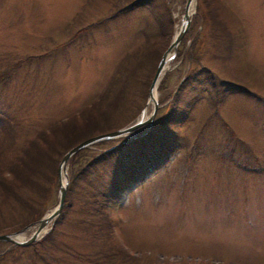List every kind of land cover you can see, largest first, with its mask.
I'll return each instance as SVG.
<instances>
[{
  "label": "rangeland",
  "instance_id": "obj_1",
  "mask_svg": "<svg viewBox=\"0 0 264 264\" xmlns=\"http://www.w3.org/2000/svg\"><path fill=\"white\" fill-rule=\"evenodd\" d=\"M185 1L0 0V169L38 134L64 150L46 132L68 116L79 115L81 128L94 123L85 135L146 120L150 83ZM210 3L189 4L188 26L154 88L151 122L113 139L121 145L158 125L175 145L167 160L123 182L100 213L70 210L27 248L0 241V264H264V0ZM236 139L248 147L239 151ZM63 154L42 215L56 204ZM24 218L0 195V234ZM51 228L53 244L40 245Z\"/></svg>",
  "mask_w": 264,
  "mask_h": 264
},
{
  "label": "trees",
  "instance_id": "obj_2",
  "mask_svg": "<svg viewBox=\"0 0 264 264\" xmlns=\"http://www.w3.org/2000/svg\"><path fill=\"white\" fill-rule=\"evenodd\" d=\"M204 2L211 4V0H204ZM213 10L214 8L210 7L208 12L212 13ZM157 20L159 21V19ZM170 30L168 29L167 32L162 30L161 34L163 33V36L170 37ZM146 47V52L143 51V55L149 60L150 57L147 53L150 52ZM139 52L140 50L138 49V56ZM119 70V66H116L111 74L112 76L107 81L105 90L102 91L96 101H101L106 96L107 89ZM4 81L5 78L2 76L0 84ZM230 87L232 89H241L240 86L233 84ZM79 119V115H71L64 120L53 122L49 125L46 133L55 134L64 150L54 146V143H50L51 140L49 139L45 137L42 139L38 134V137L36 136V138L27 141L19 149L13 158L8 161L4 170L0 169V195L3 199L7 200L10 198L17 204L22 211V216L25 217L9 228L10 231H16L32 224L41 217L43 212L39 207L54 191V183H56L54 180L56 177L55 167L61 154L88 137L112 130L105 129L85 135L86 132L92 130L90 126L94 123L86 121L81 128ZM0 121L3 120L0 119ZM158 128V125L153 126L144 134L134 137L121 145L119 140L111 139L92 144V146H102L105 143L114 144L117 142L115 144H119L116 147L108 146L101 150H92V148L86 147L76 151L69 159L68 186L63 205L53 221V227L61 225L70 210L80 209L90 216L95 215L96 212L100 213V209H97V207L100 206L102 208L103 203H110L117 195V192L122 190L123 182H138L150 169L164 163L170 153L174 151L175 145L173 142L169 143L167 137L159 133ZM2 130H5V127ZM70 140L73 142H70ZM235 141L241 152L248 147V145L238 139ZM190 155V153L186 154V159ZM118 178L119 181H117ZM42 182L48 187L47 189L41 185ZM17 185H19L20 189L26 188L29 190L31 196L29 198L24 197L17 190ZM78 222L82 223V221ZM54 232V228H51L38 243L41 245L47 240H53ZM35 243L33 242L30 245ZM50 244L53 243L50 242ZM13 246L15 248H27ZM34 252L41 258L45 257L36 249H34ZM100 256L102 257V255Z\"/></svg>",
  "mask_w": 264,
  "mask_h": 264
},
{
  "label": "water",
  "instance_id": "obj_3",
  "mask_svg": "<svg viewBox=\"0 0 264 264\" xmlns=\"http://www.w3.org/2000/svg\"><path fill=\"white\" fill-rule=\"evenodd\" d=\"M191 1L192 0H186L185 1L181 27L176 32V34L173 36L167 50L160 57L157 65H156V68H155V71H154V74H153V77H152V80L150 83L149 93H148V97L153 104V108H152V111L150 113V116L146 120H143L142 118H140L137 121L121 128V129H117L114 131H109V132H105V133H101L98 135L88 137V138L82 140L81 142L77 143L76 145H74L70 149H68L63 154V156L61 157L60 162H59L58 167H57L58 190H57V201H56L54 208L50 212H48L47 214L43 215L40 219L35 221L36 227L34 228V230L31 232V234L26 239H24V240L19 239V237H20L19 233H21L26 228V226H25L21 229H18L17 231L11 232V233L0 234V241H8L12 245L25 246V245L31 243L32 241L36 240L38 238L41 230H43L44 227L58 215V213H59V211L63 205L64 196H65L66 187H67V176H66V171H65V163L68 161V159L76 151H78L82 148L88 147L91 144L98 142V141L114 139V138L123 136L124 134L131 133L132 131H134L135 129L140 127L142 124H145V123L149 124L151 122L152 117H153V115L156 111V108H157L156 100L153 96L152 89H153V87L155 88L156 82L158 81L160 75L162 74L165 64L173 56V55H171V56L167 57V52L170 49H173V50L175 49L177 43L181 39L182 35L184 34V32L188 26V23H189L188 11H189V4H191ZM140 117H142V115Z\"/></svg>",
  "mask_w": 264,
  "mask_h": 264
},
{
  "label": "bare ground",
  "instance_id": "obj_4",
  "mask_svg": "<svg viewBox=\"0 0 264 264\" xmlns=\"http://www.w3.org/2000/svg\"><path fill=\"white\" fill-rule=\"evenodd\" d=\"M192 5H193V4H191V6H190L191 9H192ZM152 93H153V96H154V95H155V94H154V87H153V89H152ZM111 140H113V139H111ZM43 231H44V230H43ZM41 233H42V232H41ZM20 238H21V237H20Z\"/></svg>",
  "mask_w": 264,
  "mask_h": 264
}]
</instances>
